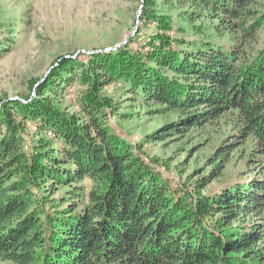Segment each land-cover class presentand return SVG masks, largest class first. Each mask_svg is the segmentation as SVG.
Instances as JSON below:
<instances>
[{"label":"trees","instance_id":"trees-1","mask_svg":"<svg viewBox=\"0 0 264 264\" xmlns=\"http://www.w3.org/2000/svg\"><path fill=\"white\" fill-rule=\"evenodd\" d=\"M173 10L197 39L171 35ZM139 20L144 39L61 55L34 95L0 99L1 261L264 264V0H143ZM111 84L172 118L131 142ZM195 131L214 144L181 181L143 151Z\"/></svg>","mask_w":264,"mask_h":264},{"label":"rangeland","instance_id":"rangeland-1","mask_svg":"<svg viewBox=\"0 0 264 264\" xmlns=\"http://www.w3.org/2000/svg\"><path fill=\"white\" fill-rule=\"evenodd\" d=\"M142 9L143 0H0V99L22 100L29 94L34 95L37 85L47 77L61 55L85 58L98 49L117 44L123 46L137 28H141L138 40L144 39L152 25L139 20ZM170 13L173 15V37L185 40L198 38L189 27L184 34L180 33L176 10ZM131 46H136V43L132 42ZM33 81L37 82L32 87ZM118 87L111 84L105 88L107 94L121 102L119 112L124 114L118 121L111 118V123H116L118 132L131 142H139L155 126L172 118L171 114L166 117L150 115L140 102H124ZM76 88L71 87L65 98L71 109L77 108ZM34 132L30 131V134ZM206 138L195 131L176 139L145 143L143 151L149 158L169 160V168L163 167V172L181 181L195 167L205 168V158L214 144L213 139L206 143ZM201 143L199 150L189 153L195 144ZM187 159L186 165L181 166L184 172L180 175L176 167ZM220 187L221 183L213 180L205 191L212 194ZM0 264L7 263L0 260Z\"/></svg>","mask_w":264,"mask_h":264},{"label":"water","instance_id":"water-1","mask_svg":"<svg viewBox=\"0 0 264 264\" xmlns=\"http://www.w3.org/2000/svg\"><path fill=\"white\" fill-rule=\"evenodd\" d=\"M121 45H122V44H117V45H115V46H113V47H106V48H104V49H98V50H96L95 52L102 51V50H105V51L115 50V49H117L118 47H120Z\"/></svg>","mask_w":264,"mask_h":264}]
</instances>
